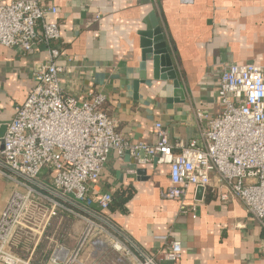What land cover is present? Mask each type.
<instances>
[{
	"label": "crops",
	"instance_id": "1",
	"mask_svg": "<svg viewBox=\"0 0 264 264\" xmlns=\"http://www.w3.org/2000/svg\"><path fill=\"white\" fill-rule=\"evenodd\" d=\"M41 2L59 8L64 46L59 63L72 69L62 76L64 91L81 99L106 95L104 109L131 142L156 141L157 122L173 142L198 136L195 110L209 117L221 110L217 88L224 64H264V0ZM48 59L44 46L26 55L0 45V150L34 69ZM169 169L155 162L137 166L128 152L113 154L96 184L95 193L110 192L114 201L127 198L109 214L135 246L157 256L175 237L183 243L179 264H264V229L244 206L223 202L209 189L199 200L191 190L185 201H197L198 215H182L181 200L163 196L171 183ZM13 187L0 176V215ZM82 264L137 261L105 244L87 247Z\"/></svg>",
	"mask_w": 264,
	"mask_h": 264
},
{
	"label": "built area",
	"instance_id": "2",
	"mask_svg": "<svg viewBox=\"0 0 264 264\" xmlns=\"http://www.w3.org/2000/svg\"><path fill=\"white\" fill-rule=\"evenodd\" d=\"M58 14V6L41 0L0 3V45L26 55L40 46L49 52L2 138L0 176L14 187L0 215V264H82L87 247L105 244L137 264H179L180 239L157 256L145 253L110 216L112 193H95L113 154L127 152L137 166H169L163 196L181 200L180 214L197 217V201L185 198L201 186L223 202L239 201L264 229V64H224L221 110L212 117L195 110L198 136L173 142L157 122L156 141L131 142L104 109L106 95L81 99L64 91L62 76L72 69L59 63Z\"/></svg>",
	"mask_w": 264,
	"mask_h": 264
},
{
	"label": "water",
	"instance_id": "3",
	"mask_svg": "<svg viewBox=\"0 0 264 264\" xmlns=\"http://www.w3.org/2000/svg\"><path fill=\"white\" fill-rule=\"evenodd\" d=\"M143 34H146V35H150V33L149 32H144ZM142 41H143V44L144 45H149L150 44V40L148 39H145V37H143L142 38ZM203 194H204V188L203 187H198V189H197V195H196V197H197V199H202L203 198Z\"/></svg>",
	"mask_w": 264,
	"mask_h": 264
},
{
	"label": "trees",
	"instance_id": "4",
	"mask_svg": "<svg viewBox=\"0 0 264 264\" xmlns=\"http://www.w3.org/2000/svg\"><path fill=\"white\" fill-rule=\"evenodd\" d=\"M127 198L124 196V198L122 196H117V198L115 199V201H113L112 205H111V208L112 206L115 207L116 205H120L122 204V202H124Z\"/></svg>",
	"mask_w": 264,
	"mask_h": 264
}]
</instances>
